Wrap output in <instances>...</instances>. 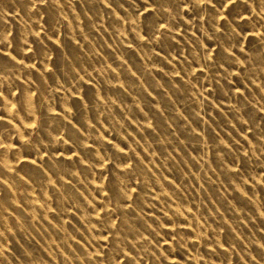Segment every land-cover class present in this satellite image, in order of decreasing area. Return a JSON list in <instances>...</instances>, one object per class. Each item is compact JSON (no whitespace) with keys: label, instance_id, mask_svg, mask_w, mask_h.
<instances>
[{"label":"rangeland","instance_id":"obj_1","mask_svg":"<svg viewBox=\"0 0 264 264\" xmlns=\"http://www.w3.org/2000/svg\"><path fill=\"white\" fill-rule=\"evenodd\" d=\"M0 264H264V0H0Z\"/></svg>","mask_w":264,"mask_h":264}]
</instances>
